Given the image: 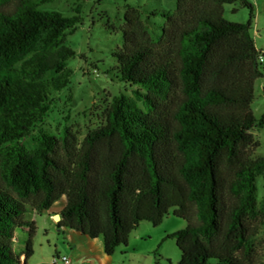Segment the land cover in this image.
Segmentation results:
<instances>
[{
	"label": "trees",
	"instance_id": "trees-1",
	"mask_svg": "<svg viewBox=\"0 0 264 264\" xmlns=\"http://www.w3.org/2000/svg\"><path fill=\"white\" fill-rule=\"evenodd\" d=\"M51 1L0 0V264L27 263L34 225L24 214L63 196L56 226L101 238L106 255L141 221L157 226L170 212L185 221L165 236L175 240L179 264H255L264 156H253L251 131L264 113L256 119L251 103L264 71L252 4L175 0L172 11L149 13L164 19L158 35L126 5L112 56L132 90L112 96L103 122L79 139L67 126L57 136L32 135L51 95L69 83L75 53L65 38L80 23L79 6L70 16L39 9ZM235 2L248 8L246 23L224 18L223 6ZM19 227L29 232L23 260L13 251Z\"/></svg>",
	"mask_w": 264,
	"mask_h": 264
},
{
	"label": "rangeland",
	"instance_id": "rangeland-1",
	"mask_svg": "<svg viewBox=\"0 0 264 264\" xmlns=\"http://www.w3.org/2000/svg\"><path fill=\"white\" fill-rule=\"evenodd\" d=\"M247 1L253 6L250 32L256 49L264 53V0ZM174 4L175 0H53L40 5V10L58 11L66 16L73 15L74 9L79 6L80 23L65 38V43L75 53L67 60V66L72 71L69 83L51 95V110L32 135L42 129L57 136L67 126L81 139L88 130L101 124L102 111L111 97L119 93L130 95L132 90L131 86L118 80L117 63L112 56L122 46L120 29L126 5L139 8L149 31L158 35L164 19L149 13L172 11ZM223 8L226 20L237 23L248 21L249 10L239 2L225 4ZM262 68L264 71V61ZM251 109L256 119L264 113V77L255 80ZM251 132L258 142L253 156H264V125L254 127ZM25 141L28 145L33 144L31 137ZM261 183V179L257 178L259 195L262 194ZM63 201L64 196L56 202L55 208H60ZM49 214L47 210L38 213L28 208L23 216L24 220L34 225L30 238L32 254L27 264H51L52 258L57 255L69 258L70 247L62 232L57 230L55 217H49ZM184 226L185 221L170 212L157 226L141 221L129 235L127 243L115 249L110 264H179L180 251L175 240L165 236ZM14 234L13 251L23 260L21 256L25 250V238L29 237L28 228H16ZM251 248L255 264H264V225L253 238ZM215 262L210 259L208 264Z\"/></svg>",
	"mask_w": 264,
	"mask_h": 264
},
{
	"label": "crops",
	"instance_id": "crops-1",
	"mask_svg": "<svg viewBox=\"0 0 264 264\" xmlns=\"http://www.w3.org/2000/svg\"><path fill=\"white\" fill-rule=\"evenodd\" d=\"M65 201L60 208H55L56 202L47 210L50 212L49 217L59 214L64 207ZM56 225V223H55ZM57 227V226H56ZM62 232L69 247L70 264H110L111 255H106L103 251L101 238L91 239L73 229L58 228ZM172 233V232H171ZM25 242L27 238H25ZM59 256V255H57ZM21 257H24L22 255ZM27 264V263H26Z\"/></svg>",
	"mask_w": 264,
	"mask_h": 264
},
{
	"label": "built area",
	"instance_id": "built-area-1",
	"mask_svg": "<svg viewBox=\"0 0 264 264\" xmlns=\"http://www.w3.org/2000/svg\"><path fill=\"white\" fill-rule=\"evenodd\" d=\"M263 55H264V53L261 52L260 61H264ZM70 263H71V261L67 256H55L51 260V264H70Z\"/></svg>",
	"mask_w": 264,
	"mask_h": 264
},
{
	"label": "water",
	"instance_id": "water-1",
	"mask_svg": "<svg viewBox=\"0 0 264 264\" xmlns=\"http://www.w3.org/2000/svg\"><path fill=\"white\" fill-rule=\"evenodd\" d=\"M54 217H55V221L56 222H58L60 220V215L59 214H55Z\"/></svg>",
	"mask_w": 264,
	"mask_h": 264
}]
</instances>
